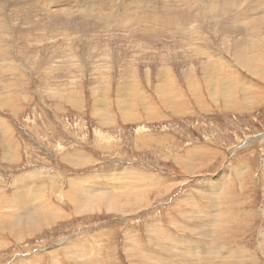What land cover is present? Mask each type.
Returning a JSON list of instances; mask_svg holds the SVG:
<instances>
[{"label": "rangeland", "instance_id": "obj_1", "mask_svg": "<svg viewBox=\"0 0 264 264\" xmlns=\"http://www.w3.org/2000/svg\"><path fill=\"white\" fill-rule=\"evenodd\" d=\"M102 1L67 0L56 5L50 0H0V23L6 24L8 18L12 22L0 27V31L18 27L16 32H20L8 33V41L0 44V129L7 125V136L11 137L8 145L0 135V206L9 205L14 189L21 184L32 186L31 190L40 185V194L32 201H48L40 212H27L25 216V224L32 215L45 213L44 220L33 230L17 233L16 238L2 229L14 224L15 217L27 210L14 208V202V211L7 214V210H0V264H82L83 259L74 257L73 244L86 251L85 260L92 254L93 264H177L187 254L183 248L190 242L195 247L189 258L193 264H200L201 256L213 258L215 264H234L245 251L249 264H264L259 236L264 228V76L256 71V52L250 54V59H240V51L232 55L216 45V41H228L230 31H238L246 37V43H254L260 26L250 23L247 16L232 21L231 15L219 19L209 12L200 18L201 25L209 28L198 36L188 35L192 34L189 30L173 34L168 25L166 29L157 28L155 33L132 34L115 26L116 9L121 8L122 0H109L106 13L100 8ZM220 1L215 5H222ZM193 3L183 20L191 17L197 7L198 1ZM236 4L231 5L238 12L249 8L247 0ZM170 5L167 7L173 8ZM154 6L160 14L159 6ZM79 7H85L80 9L83 15ZM137 8L132 15L137 11L150 14L143 4ZM172 17L170 14L169 21ZM98 19L105 20L102 23ZM263 19L259 21L262 29ZM106 25L108 30L102 28ZM222 28L224 31H220ZM121 33L124 34L120 36ZM2 35L5 33L0 32V41ZM17 35L18 41L28 43L19 44ZM13 38L18 43L13 42L16 53L10 46ZM82 54L88 55L86 61ZM166 55L168 59L164 61L162 57ZM26 58L28 61H24ZM146 59H150V65L140 63ZM19 60L31 63L30 68ZM239 61L250 63L254 72L244 69ZM162 77H166L165 91L158 85ZM204 80L209 84L216 80L228 89L240 91L239 96L225 100L228 95L220 94L222 87L218 83L211 88ZM117 83L128 86L121 88ZM134 83L135 93L129 96ZM206 89L215 96L210 97ZM242 91L250 97H244ZM164 92L171 97H164ZM125 102L130 108L126 118L120 117L117 108ZM95 110L102 112L106 124L98 119ZM122 167L158 177L161 184L152 187L147 183L145 189L118 193L112 197V205L106 206L103 197L109 193V172ZM84 178L99 185L85 188L81 183ZM221 180L228 186L201 198L211 184H220ZM97 191L104 193L97 195ZM138 191H147L141 194L145 198H140L142 202L132 200ZM82 193H92L93 197L78 211L68 198ZM224 194L228 196L226 200L224 196L218 198ZM188 196H196L197 209L203 213L206 199L215 200L213 216L209 214L199 223L203 228H208L209 221L216 223L213 226H221L232 241L218 245L211 236L197 239L198 228L191 231L188 222L199 215L188 214L187 207L179 203ZM98 198L93 209L86 208V203ZM23 219L13 227H22ZM153 223L157 224L158 239L149 231ZM213 226L210 224L207 231L212 232ZM218 232L223 235L219 228L214 231ZM126 239L145 257L154 258V263L144 257L137 259L138 250H127ZM150 241L153 248L149 247ZM155 244L166 249L162 252L170 254L172 260ZM218 246L224 249V257L217 254ZM238 249L242 254L235 252ZM228 250L232 253L228 254ZM150 252L154 256H149ZM240 263L243 264H236Z\"/></svg>", "mask_w": 264, "mask_h": 264}, {"label": "bare ground", "instance_id": "obj_2", "mask_svg": "<svg viewBox=\"0 0 264 264\" xmlns=\"http://www.w3.org/2000/svg\"><path fill=\"white\" fill-rule=\"evenodd\" d=\"M51 2L52 1H54L55 2V4L56 5H58V4H62V3H64V2H66L67 0H50ZM69 1V0H68ZM118 1V0H117ZM161 2H160V4H158V3H154V2H151V3H143V1L142 0H122V4L123 5H121L120 4V6H121V8L120 7H118L117 9H116V13H115V16H116V18H117V23H115V26L118 24L121 28H120V30H129V31H132V34H136V33H141V31H143V33H155L156 32V29L157 28H162V29H166L168 26L169 27H171V31L173 32V34H174V32L176 33V32H178V34L179 33H183V32H185L186 30H189V32H191L192 34H188V35H191V36H198V35H201L204 31H205V29H207V28H209L207 25H201L202 23H201V20H200V18L204 15V14H207V16H208V13L209 12H212V14L214 15L215 14V18H221V17H224L225 18V16H228L229 17V15H231L232 16V21H238L236 18H240V17H245V16H247L248 18L250 17V23H252V24H258L259 26H260V29H258V35H256V36H259L256 40H258V41H256V42H250V43H246V37H244V35H240V33H238V31H230V33H232V37H230V39H228V41H224V39H222V43H218V41H216V45H218V47H220V49H224V51H230V53H232V55H234V53H236V51H240V59H250V54H252V53H254V52H256V53H254V55H256V59H258V61H256V71H258V75H262V76H264V72H263V70H264V25H263V29H262V24H260L259 23V21H262L261 19L262 18H264V2H262L261 0H259V1H257V2H255L254 3V1L255 0H247V4H249V8L246 10V8H245V10H243V11H237L236 9H233L232 8V5L231 4H236L237 2H240V0H222V1H220L221 3H222V5H215V1H217L218 2V0H205V2H207V3H210V4H207V5H201L200 4V2L199 1H201V0H160ZM198 1V4H196V8H195V10L192 12V14H191V17H189L186 21L185 20H183V18L185 17V16H187L189 13H188V9L190 8V5L191 6H194L195 5V3H193V2H197ZM211 1H213L212 3H211ZM244 1V0H243ZM57 2V3H56ZM87 2V1H86ZM89 2H90V0H89ZM53 3V2H52ZM109 0H103L102 1V3L100 4V8L102 9V10H104V12L106 13L107 12V6L109 5ZM118 3H120V2H118ZM170 3H171V5H170ZM176 3V4H175ZM140 4H143V7L144 8H146L149 12H150V14L149 15H146L145 14V12L143 13V12H140V11H137L134 15H132V12L134 11V9L135 8H137V7H140ZM145 4H147L146 6H144ZM174 4V5H173ZM243 4V3H242ZM78 5V4H77ZM95 4H93V6H94ZM119 5V4H118ZM154 5H157V6H159V11H160V14L158 13V12H155V6ZM168 5H170V6H173V8H168L167 6ZM237 6L238 5H240L239 3L238 4H236ZM82 6V5H81ZM110 6V5H109ZM154 6V7H153ZM160 6H162V7H160ZM235 6V5H234ZM91 7V6H90ZM90 7L88 8V9H90ZM242 7H243V5H242ZM246 7V6H245ZM59 8V7H58ZM78 8V7H77ZM94 8V7H93ZM75 9V8H74ZM81 8L79 7V9H77V10H80ZM82 9H85V7L84 8H82ZM81 9V10H82ZM88 9H86L87 11H88ZM100 9V10H101ZM109 9V8H108ZM138 9V8H137ZM143 9V8H142ZM172 9L174 10V12L172 11ZM52 10V9H51ZM77 10H75L76 12H77ZM80 10V11H81ZM91 10V9H90ZM133 10V11H132ZM60 11H63V7L60 9ZM69 11V10H68ZM79 11V12H80ZM92 11V10H91ZM90 11V12H91ZM94 11V10H93ZM92 11V12H93ZM109 11V10H108ZM215 11H216V13H215ZM55 12V11H54ZM70 12V11H69ZM72 12H73V9H72ZM75 12V13H76ZM78 12V13H79ZM84 12V11H83ZM96 12H97V10H96ZM102 12V11H101ZM100 12V13H101ZM231 12H233V13H231ZM60 13V12H59ZM147 13V12H146ZM62 14H65V12L63 13L62 12ZM67 14H70V13H67ZM67 14H65V15H67ZM80 15H83L82 14V11H81V13H79ZM79 14H76L77 15V17H75L74 15V17L75 18H78V15ZM86 14V13H85ZM87 14H89V13H87ZM93 14V13H92ZM119 14H120V16H119ZM170 14L173 16L172 17V20H170L169 21V19H170ZM90 15V14H89ZM93 15H95V14H93ZM85 16V15H84ZM88 15H86L85 17H87ZM99 16V15H98ZM97 16V17H98ZM103 16V15H102ZM106 16V15H105ZM110 16V15H109ZM113 16H114V14H113ZM72 17V16H71ZM83 17V16H82ZM81 17V18H82ZM104 17V16H103ZM107 17V16H106ZM111 17V16H110ZM66 18V17H65ZM93 18V19H92ZM91 19L92 20H95L96 19V17H95V19H94V17H92ZM99 18L101 19L102 17L101 16H99ZM212 18V17H211ZM4 19V18H3ZM80 19V18H79ZM78 19V20H79ZM83 19V18H82ZM81 19V20H82ZM85 19V18H84ZM91 19H89V20H91ZM100 19H98V21L100 20ZM7 20V19H6ZM72 20V19H71ZM91 20V21H92ZM103 20H105V19H103ZM103 20H100L101 22L103 21ZM213 20V19H212ZM264 20V19H263ZM1 21H2V18H1ZM5 21V20H4ZM86 21H87V19H86ZM99 21V22H100ZM115 21V22H116ZM3 22V21H2ZM0 23V27H3V26H8V25H12V22H11V19L10 18H8V21L6 22V24H4L5 22H3V23ZM93 22H96V21H93ZM93 22H92V24H93ZM104 22V21H103ZM102 22V23H103ZM106 22V24H107V20L105 21ZM151 22V23H150ZM101 23V24H102ZM108 23H110V22H108ZM129 23L131 24V23H133V24H136V26L134 27V28H132L133 27V24H132V27L130 28V26H129ZM246 23H249V20L246 22ZM88 24V23H87ZM91 24V23H90ZM95 24V23H94ZM96 24H98V23H96ZM186 24V25H185ZM218 24V21L217 22H215L214 24H213V27H215L216 25ZM89 25V24H88ZM113 25V24H112ZM117 25V26H118ZM144 25H145V27H144ZM168 25V26H167ZM103 26H105V24L103 25ZM102 26V28H105L106 30H108V28H109V26L107 27V25H106V27H103ZM115 26H114V29H115ZM119 26L118 27H116V28H119ZM100 27V26H99ZM173 27H174V29H173ZM16 28H18V27H16ZM16 28H12V29H10V31H8V32H5V31H0V32H3V33H5V35L3 36V37H1V41H0V44H3V42H6V41H8L7 40V37H6V35H8V33L10 34V33H12V32H16V31H19L18 29H16ZM101 28V27H100ZM153 28V29H152ZM111 29H112V26H111ZM111 29H109V31L111 30ZM177 29V30H176ZM224 29L225 28H222V29H220V31H224ZM118 30V29H117ZM176 30V31H175ZM113 31V30H112ZM115 32V31H114ZM19 34L20 32H16V34ZM125 33V32H124ZM124 33H121L120 34V36L121 35H123ZM129 33H131V32H129ZM187 34V33H186ZM14 35H11V37H13ZM18 36L19 35H17V41H18ZM26 36V35H25ZM125 36V35H124ZM16 37V36H15ZM23 37V36H22ZM30 38V37H29ZM14 39V38H13ZM16 39H14V40H12V42L10 43V46L12 47V49H14V52L16 53V47H14V45H13V42L14 43H16ZM27 39V38H26ZM10 40V41H11ZM24 40V39H23ZM29 40V39H28ZM34 40V39H33ZM37 40V39H36ZM250 40V39H249ZM260 40V41H259ZM21 41H22V39H21ZM21 41H18V42H20L19 44H21L22 43V45H24V44H27L28 43V41L26 42V43H24L23 44V42H21ZM37 43V42H36ZM16 44H18V43H16ZM40 44V43H39ZM248 45H249V53H246V47H248ZM19 46V45H18ZM19 48H20V46H19ZM22 55H23V53L21 52L20 54H19V59H20V57H22ZM82 57H84V61H86V57H88V55H86V54H82ZM28 59L29 58H26L24 61H28ZM150 59H152V57H150ZM150 59H146V62H143V61H140V63H142V65H150V63H148V61H150ZM162 59H164V61H166V59H168V55H166V57H162ZM253 61H255V59L252 57L251 58ZM24 61H22V60H19V62H21V64L23 65V66H27V68L29 69L30 68V66H31V63H25ZM239 64L244 68V69H246V70H248L249 72H254V67H252L251 66V64L250 63H248V62H245V63H243V62H241V61H239ZM52 65V64H51ZM199 71L201 72V69H199ZM88 74V73H87ZM82 76V75H81ZM90 76V75H89ZM146 76V75H145ZM165 78L166 77H162V78H160V79H158V85H159V87H160V89L162 90V91H165L166 90V88H165V85H167L166 83H165ZM83 79V78H82ZM90 79L93 81L94 79H92V77H90ZM128 83H130L129 81H128ZM128 83H126V85L128 84ZM216 83H218V81H213V82H211V84H209L206 80H204V84L205 85H208V86H210L211 88H215L216 87ZM132 84V83H131ZM125 84H120V83H117V86L118 87H121V88H126L127 86H126ZM130 85V84H129ZM137 84L136 83H134L133 84V86L132 85H130V88L132 89V90H130V92H128L129 93V96H131L132 94H134L135 93V90H134V87L136 86ZM133 87V88H132ZM218 87H222L221 88V91H220V94L221 95H224V97H226V95H228V97H226V98H224L225 100H229V99H236L238 96H239V93H240V91H234V89H228V87H224V85H222V84H220V83H218ZM54 90V89H53ZM207 90V92H208V94L210 95V97H213V96H215L212 92H210L208 89H206ZM60 92V91H59ZM62 93V92H61ZM128 93H123V94H127L128 95ZM237 93V94H236ZM70 94V93H69ZM242 94H244V97H250V95H248L247 93H244V91H242ZM52 95H54L55 97H57L58 98V96H57V93H53ZM164 97H171V94H167L166 92H164ZM63 96L62 95H60L59 96V98H62ZM70 96H68L67 95V97L66 98H68L67 100H66V102H69L70 100H71V98H69ZM252 97H254V95L252 96ZM213 101L214 100H216V98H211ZM174 101V100H173ZM172 101V102H173ZM200 100H198V105H200ZM248 102V101H247ZM247 102H246V104H247ZM202 103V102H201ZM125 105V106H124ZM124 105H121V104H118L117 105V108H118V110H119V112H120V117H122V116H124L125 118H126V116H130V115H128V109H130L129 107H128V105H127V103L125 102L124 103ZM127 105V106H126ZM197 105V106H198ZM226 105H228V103H226ZM180 107H183V106H180ZM230 107H233V104H231L230 105ZM97 108V107H96ZM185 108V107H184ZM225 110H227V107L225 108ZM99 110H95L94 111V113H96V116L98 117V119L103 123V124H106V121H105V118H104V116H101L100 114H102V112L101 113H99L98 112ZM103 115V114H102ZM4 120V119H3ZM131 120V119H130ZM129 119H128V121H130ZM9 130H10V128H7V125H6V127H4V128H2V129H0V135H2V137L8 142V145L10 144V138L7 136V133L9 132ZM138 141V140H137ZM8 145H7V147H8ZM262 165V164H261ZM228 174V173H227ZM223 176H224V173L221 175V178H223ZM220 178V177H219ZM222 181V180H221ZM228 181V180H227ZM162 182H163V180H162ZM213 182V181H212ZM81 183L83 184V186L85 187V188H92V187H94V186H98L99 185V183H94L92 180H90V179H88V178H84L82 181H81ZM147 183H148V185H150V186H152V185H156L157 186V184H161V181H160V178H158V177H154V176H152V175H147V173H141V172H139V171H137V170H134V169H132V168H129V167H122L121 168V170H110V172H109V178H108V182H107V188H108V190H109V193H104V192H96L95 194H100V193H104V197H103V202L105 203V205L106 206H111L112 205V202H111V200H112V197L114 196V195H116V194H118V193H128V192H130V191H132V190H135V189H137L138 190V188H142V189H145V188H143V186H145V185H147ZM214 183H216L215 181H214ZM43 184V183H42ZM42 184H41V186H42ZM145 184V185H144ZM218 183H216V184H211V186H209V191H207V193H206V195H203L201 198H205L206 196H208L209 195V192L210 193H216V190H218V191H221V188L223 187H226V186H228V184L226 185L225 184V181H222L220 184H218ZM49 185V184H48ZM218 187H217V186ZM46 186V185H45ZM32 187V186H31ZM31 187H29V186H22V184L16 189H14V191H13V196L11 197V198H13V200H11V201H9V203H7V204H9V205H7L6 206V208H3V207H1L0 206V210H7L6 211V213L8 214V211H14V209H12V207H11V203H15L16 204V206H13L14 208H19V209H25V210H27L25 213H22V214H18L16 217H15V221H13V222H15L14 224L15 225H17V223L19 222V220L20 219H22V218H24L23 219V221H22V223H23V226L22 227H20V225H18V229L17 228H14L13 227V225L14 224H12V225H10V226H8L7 228H1L2 229V232H4V233H10V234H13L14 235V238H16L17 237V233H19V232H23V231H27V230H33L34 229V227L35 226H37V224L39 223V222H41L42 220H44V214H39V215H36V216H33L32 215V217L29 219V221H28V223L27 224H25L26 223V221H25V216H26V213L27 212H34V211H39V210H42V209H44L45 207H47V202L45 201V203H42L41 202V198L38 200V201H32V200H34L35 198H36V196L37 195H39L40 194V191H39V189H42V188H40V185L38 186H35V187H33V190H31ZM47 187V186H46ZM153 187V186H152ZM155 187V186H154ZM44 189H46V188H44ZM43 189V190H44ZM42 190V191H43ZM141 190V189H140ZM205 190V189H204ZM224 191V190H223ZM44 192V191H43ZM147 191H145V192H142V191H138V193L137 194H135L134 196H133V198H132V200L133 201H136V200H140L141 201V199L140 198H142V196H141V194L142 193H146ZM151 192V191H150ZM224 192H226V191H224ZM223 193V192H222ZM43 194V193H42ZM44 195V194H43ZM42 195V196H43ZM147 195V194H146ZM210 196H212V195H210ZM209 196V197H210ZM224 196V197H223ZM4 197V196H3ZM93 197V194L92 193H82V194H79V195H77V196H74V197H70V198H68V200L73 204V206H74V208L76 209V210H78V211H80L81 210V206L83 205V203L84 202H86V200L87 199H89V198H92ZM221 197H223L225 200L227 199V195L226 194H224V195H221V196H218V198L220 199ZM1 196H0V202H1ZM142 199H145V198H142ZM214 200V199H213ZM219 201V200H218ZM142 202V201H141ZM197 202H198V199L196 198V196H188V197H184L183 198V200H181L179 203L185 208V206L187 207V213L189 214L190 212L192 213V215H194V216H198L199 215V218H193L192 219V221H189L188 222V227H189V229L192 231V230H196L197 228H198V232L196 233V237H197V239L198 240H203V239H208L210 236L212 237V241L214 242V244L216 243V244H218V245H220L222 242H225V243H227V242H230V241H232V238H231V236L229 235H227V234H225V232H226V230H223L222 228H221V226H219V227H217V228H215V226H213V224H216V223H211L210 221H209V226H210V224L213 226V230H212V232L209 230V231H207L208 229H209V226L208 225H206L208 228H203V227H201L202 225H203V223H199L200 221H204L206 218H207V215L208 216H210L211 214H212V212H214L215 210H214V207H213V205H214V203H215V200L214 201H212V199H211V197L210 198H208V199H206V201H205V204H206V211L203 213V211L202 210H198L197 209ZM221 202H222V199H221ZM97 203H99V198L98 199H92L91 200V202H89V203H86L85 204V206H86V208L87 209H89V210H91V209H93V207H95L96 205H97ZM134 203H136V202H134ZM138 203V202H137ZM142 205V204H141ZM216 207V206H215ZM8 208V209H7ZM29 210V211H28ZM51 210H54V209H51ZM219 211V210H218ZM40 212V211H39ZM184 212V211H183ZM194 213V214H193ZM217 213V212H216ZM215 213V214H216ZM33 214V213H32ZM210 214V215H209ZM264 214V213H263ZM211 216H213V215H211ZM217 216V215H216ZM52 217H54V216H52ZM218 217V216H217ZM186 219H189V218H186ZM219 219V218H218ZM8 220V219H7ZM206 221H208V220H206ZM220 222L221 221H218L217 223L218 224H220ZM197 223H199V225H197ZM225 223H227V221H225ZM232 223V222H231ZM152 226H153V228H152ZM152 226H150L149 228V231H150V234L152 233L154 236V238L156 239H158V237L156 236V234H158L157 233V230H158V228L156 227L157 226V224H154L153 223V225ZM161 227H163L162 225H160ZM179 226V225H178ZM3 227H6V226H3ZM180 227V226H179ZM215 228V229H214ZM221 229L222 230V233H223V235L221 236L220 235V231L218 232L219 234H216V233H214V231L215 230H217V229ZM164 230V229H163ZM20 234V233H19ZM149 234V235H150ZM195 234V233H194ZM234 234V233H233ZM164 235H165V232H164ZM259 236L260 237H262V241H261V249H260V251L261 250H264V228L263 229H261V232H260V234H259ZM159 238H160V236H159ZM221 238V239H220ZM126 240H128V241H125V243H124V246H125V248L127 249V248H130V249H132V248H135L136 247V245L135 246H133V243L129 240V239H126ZM154 241H156V240H154ZM159 241V240H158ZM161 241V240H160ZM165 241H167V239H165ZM177 242H179V240H176ZM137 242V241H136ZM183 242V241H182ZM186 242V241H185ZM189 242V241H188ZM158 243V242H157ZM191 243V242H190ZM190 243H189V247L187 246V245H185V247L186 248H183L185 251H188L187 252V254L183 257V256H181V258H179V261H177V264H193L194 262L193 261H190L189 260V258L191 257V252H192V250L195 248V247H193L192 245H190ZM134 244H135V242H134ZM161 244V243H160ZM160 244H155V246L157 247L158 246V248H159V251L162 253V254H164L165 256H166V258L168 259V260H172V258L170 259L168 256H170V254H168V253H163L162 251L164 250V251H167L166 249H164ZM228 244V243H227ZM83 245V244H82ZM153 245H152V243H151V241L149 242V247L151 248ZM181 246V245H180ZM184 246V245H183ZM75 250H74V253L76 254L74 257H77V258H79V259H83L82 261L81 260H79V263H81L82 262V264H93V259L91 258V255H88V259H84V254L86 253V251L85 252H83V249L79 246V244H77V246H76V244H73V246H72ZM216 246H213V247H211V249H212V251L214 250V248H215ZM77 248H78V250H77ZM138 248H142V246L141 245H138ZM153 248V247H152ZM172 248V247H171ZM182 248V247H181ZM229 248V247H228ZM52 249V248H51ZM124 249V248H123ZM125 249V250H126ZM129 249V250H130ZM137 248H135V250H136ZM235 249V248H234ZM128 250V249H127ZM138 250V249H137ZM182 250V249H181ZM183 250V251H184ZM79 251H82L83 253H78ZM91 251L92 250H90L89 251V253H91ZM100 251V250H99ZM123 251V250H122ZM141 251V249L140 250H138V255H137V259H141V257L143 258L144 257V259H149L151 262H153L154 261V258H148V257H145L144 256V253H142V252H140ZM153 251V250H152ZM65 252V251H64ZM127 252V251H126ZM182 252V251H181ZM217 254L220 256V257H224V255H225V251H224V249L222 248V246L219 248V246H218V248H217ZM235 252L236 253H238V254H242V251H241V249H238V250H235ZM259 252V251H258ZM261 252H263V251H261ZM78 253V254H77ZM179 253V252H178ZM183 253V252H182ZM230 253H232V251H229L228 250V254H230ZM246 253V251L241 255V256H239V260L240 261H237V260H234V264H236V263H239V262H243V264H246V263H248L249 264V255H248V258H244V256H246L247 255V253ZM130 255V254H129ZM150 255H153L151 252L149 253V256ZM180 255V254H179ZM127 256V255H126ZM154 256V255H153ZM173 256V255H172ZM175 256V255H174ZM173 256V257H174ZM227 256V255H226ZM82 257V258H81ZM92 257H93V255H92ZM94 257H96V256H94ZM136 258V257H135ZM201 263L200 264H215V261L216 260H214L213 258H211V257H207V256H201ZM175 259H176V256H175ZM225 259H227V258H225ZM146 261V260H145ZM97 262V261H96ZM179 262V263H178ZM94 263H95V261H94ZM154 263V262H153ZM74 264H77V263H74ZM145 264V263H144ZM150 264V263H149ZM170 264V263H169ZM218 264H220V262H218ZM241 264V263H240Z\"/></svg>", "mask_w": 264, "mask_h": 264}]
</instances>
